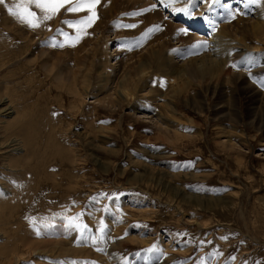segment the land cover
<instances>
[{"label":"rangeland","instance_id":"rangeland-1","mask_svg":"<svg viewBox=\"0 0 264 264\" xmlns=\"http://www.w3.org/2000/svg\"><path fill=\"white\" fill-rule=\"evenodd\" d=\"M183 1L175 15L160 0H101L78 41L67 22L86 11L62 9L32 29L8 12L21 0L0 4V207L18 204L13 244L44 241L38 250L59 253L22 255L21 264H158L168 247L169 264H264V69L237 79L264 56L232 50L227 68L197 72L177 96L170 90L209 27L256 45L260 1ZM139 70L136 98L108 104L124 75ZM211 81L215 94L206 91ZM26 126L34 147L22 140L8 150Z\"/></svg>","mask_w":264,"mask_h":264},{"label":"bare ground","instance_id":"bare-ground-1","mask_svg":"<svg viewBox=\"0 0 264 264\" xmlns=\"http://www.w3.org/2000/svg\"><path fill=\"white\" fill-rule=\"evenodd\" d=\"M160 1L162 3V7L167 8L172 13L175 12V15H177V13H178L176 11L177 10L176 6H178L177 4L180 3V5H181V3L184 2L183 0H160ZM258 1H260L259 7L256 5L258 14L262 13L264 15V0H258ZM226 4L230 5V2L227 1ZM111 7H112V9H114V3L111 4ZM225 7H227V6L225 5ZM237 13H239V12H236V14ZM193 15L195 16L196 14H193ZM196 18L197 17H195V20H196ZM168 29H169V26L167 24L166 30L162 33V36L160 38L161 41L163 40V38L165 36L167 37ZM199 29H203V28L200 27ZM212 29L213 28L209 27V30H208V33H207V35H208L207 37H209V38H205V40L203 38V41H204V43H206L207 47L206 48H201L202 52L200 53V56L190 58L185 63V65H182L181 68L178 69L179 70L178 74H179V77H180V81L178 83H176L175 85H173L172 88H171L172 85L170 86V90L174 92L173 96L174 95L177 96L178 94H180L183 91H185L186 88H189V86L187 85V82H189L190 77L197 76L198 75L197 72L209 71L211 74H215L219 70V67L221 68L222 66H224L226 64L225 68H227L228 67L227 61L230 64L232 50L235 52L234 53V58L240 57V56H242L244 54L250 59H255V58H259L261 56H264V55H259V53H261V54L264 53V20H262L261 22H258L255 25V30H254L253 36H255L256 41H258V43L256 45H254V46H247L246 43L243 40L236 39V36H234L229 31V29L226 26H222V28H220L218 30H215V32H211ZM181 30H183V29H181ZM186 32H187V30H186ZM179 33L180 34H182V33L184 34V32H182V33L179 32ZM163 46H164V42H161V47L163 48ZM93 48H95V46H93ZM97 52L98 51H94L93 53L96 54ZM223 54L227 57L228 60L220 58V56L223 55ZM78 62H80V61H78ZM219 63H220V65H219ZM76 65L78 66L79 64L77 63ZM255 65H258V66L257 67L252 66L249 70H245L246 72L238 73L237 79H242L243 82H244V80H246V82H247V78H249L247 76H251V77L253 76L254 77L255 74L259 73L262 69H264V65H259V64H255ZM189 70H190V72H189ZM143 72H144L143 70H139L137 73H129V72H127L124 75L123 79L120 81V83H118L117 88L115 89L116 91L114 92V95H113V96H115L114 99L112 98V102H108V104H111V106H112V105L115 104L116 101L121 102V99L129 100V98H131V99L136 98L135 94H136V91H137V88H138V85H139V78L143 74ZM187 72H188V74H187ZM219 73L216 75V79L221 81L223 79V77L221 76L222 74H219ZM129 74H132V75H129ZM224 74H226L228 76V72H225ZM185 75H186V77H184ZM235 75H237V74H235ZM171 79L174 80L173 78H171ZM61 80L62 79L60 78V81ZM211 83H213V84H209L208 83V85L206 87V91L207 92H212V93L215 94L217 86L214 85V81H211ZM250 87H251V85H250ZM218 90H219V88H218ZM72 94L74 95L75 99H77V98L81 99L82 98L81 99L82 101H81L80 104L84 103L83 102V100H84L83 95L81 94V91L79 89H77L76 86L73 87ZM248 94H249L248 96L251 98V96L253 97V95H256V91L250 90V88L248 87ZM263 98H264V96L262 97V99ZM183 100L186 101V102H190L191 101V100L189 101V98H187V96H185V98H183ZM254 102H256V100L253 98V103ZM80 106L82 107V105H80ZM223 107H224V105L217 107V109H222ZM257 107H259V108L264 107V100H262V104L257 106ZM4 112L6 113V115H10V114H12L14 112V109H11V107L7 106V108H5V110H4ZM259 120H260V118H258V117H256L254 119L255 122H258ZM40 121H41V119H40ZM29 129L30 128H28V126L25 127V129H24L25 131L23 133V137H21V138H18V137L12 138V144L10 143L8 145V147H9V148L7 147L8 150L10 149V147L14 148V149H19L20 148L19 147L20 146L19 143H20V141L22 142V140H23V142H25V143L27 142L29 145L34 147L35 144H33V141H34V139L32 138L33 135L31 133V130H29ZM52 137H53V135H52ZM10 141H11V139H10ZM230 141H232V140H229V142ZM51 143H52V141H51ZM54 146H55V144H54ZM4 147H6V146H4ZM10 150H12V149H10ZM47 152H48V150H47ZM49 152H51V150ZM52 152H54V151H52ZM46 161H47V159H46ZM40 180H41V178H40ZM42 180H43V178H42ZM42 182L44 183V181H42ZM7 192L13 193L10 190H6V193ZM1 203H2L3 207L2 206L0 207V210L2 208V211H1V214H0V222H1L2 218H3V219H5L7 221L6 222L7 224H4L3 228L0 226V232H1V234H2V232L4 233V236H5V238L8 239V242H7L6 246L3 249L0 250V264H5V263L6 264H17V263L21 264L20 261L23 258L22 255L23 256L25 255L24 257H26L28 255L37 256V255L41 254V255H45V256H47V255L48 256H52V255H54L56 253H57L56 255L59 254L55 250L54 251L53 250H51V251L48 250L47 251L45 249L38 250V248L40 246L39 242H41V245H43L44 241L33 242L31 245H30L29 242H27V244L25 242V244L28 246V249L27 248H23L22 246H21V249H20L19 245L13 244L10 232H12L11 234H13L14 228L12 227L11 221H13V219L17 216L16 206L18 204H14L15 203L14 199H13L12 202H9V203H7V200L6 201L3 200V201H1ZM7 205H10V206H7ZM19 206L21 207V205H19ZM4 207L6 208L5 211H3L5 209ZM11 207H12V209H11ZM7 209H9V210L11 209V211H7ZM6 214H8V215H6ZM5 215L7 216V218L3 217ZM58 232L59 233H63V229L60 228L58 230ZM27 233H29V231H27ZM24 237L26 238L25 235H24ZM27 237H28V235H27ZM2 238L3 237L1 235L0 239H2ZM29 238H31V237H29ZM134 239H136V238H134ZM5 241H7V240L5 239ZM22 241H23L22 244H24V239ZM61 242H59V243H61ZM63 243H65V242H62V244ZM66 243H68V242H66ZM10 244H11V246H10ZM25 244H24V246H25ZM71 245H72V243H71ZM49 252H52V253H49ZM164 253H165V256H166L165 258L168 261L166 263H162L161 259H160L158 264H169L168 263L169 260H172L173 251H171V249L169 247L166 248ZM20 255H21V257H20ZM37 258H40V257L37 256ZM38 260L39 261L40 260L43 261V259H38ZM23 261H25V260H23ZM47 261H49V259ZM42 264H46L45 261Z\"/></svg>","mask_w":264,"mask_h":264},{"label":"snow or ice","instance_id":"snow-or-ice-1","mask_svg":"<svg viewBox=\"0 0 264 264\" xmlns=\"http://www.w3.org/2000/svg\"><path fill=\"white\" fill-rule=\"evenodd\" d=\"M215 2V0H213ZM257 0H250V3H256ZM5 3V0H0V4ZM101 3V0H21L20 3L14 5L12 8H8V12L14 17L18 18L21 23L26 24L28 27L35 29L40 27L43 21L51 20L57 16L62 9H65L69 13L84 12L88 13L87 16L82 19L76 20L69 23L70 27H73L76 30L75 39L78 41L81 38V35H86V29L91 27L98 15L96 12L97 6ZM35 6L41 13H43L42 18L38 16L36 11L31 10L30 5ZM180 11H185L181 9ZM128 27H135V25H128ZM159 30L158 28L149 29V32ZM184 34H187L186 30H181ZM66 38H67V34ZM147 35V34H146ZM55 46V45H54ZM63 47V44L59 45ZM195 48H206V43H198L194 45ZM75 220H79V216L73 218V223ZM75 227L83 232L87 226L83 224H75ZM103 231V228H101ZM37 234L39 235V229H37Z\"/></svg>","mask_w":264,"mask_h":264}]
</instances>
